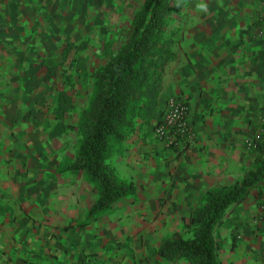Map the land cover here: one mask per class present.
Returning <instances> with one entry per match:
<instances>
[{
    "label": "crops",
    "instance_id": "obj_1",
    "mask_svg": "<svg viewBox=\"0 0 264 264\" xmlns=\"http://www.w3.org/2000/svg\"><path fill=\"white\" fill-rule=\"evenodd\" d=\"M205 1H193L176 24L174 57L161 79L162 108L149 116L154 129L168 98L184 99L190 142L167 149L132 136L122 150L115 147V167L129 174L136 194L126 191L95 214H89L99 196L94 186L84 181V196L58 198L49 175L54 167L46 181L20 183L28 189L23 197L0 202V264H172L156 244L187 223L207 190L231 185L254 167L244 141L259 131L264 109V40L255 37L246 1ZM21 152L31 156L35 149ZM260 189H250L230 227H219L225 238L220 264H264ZM137 230L143 237L131 240Z\"/></svg>",
    "mask_w": 264,
    "mask_h": 264
},
{
    "label": "rangeland",
    "instance_id": "obj_2",
    "mask_svg": "<svg viewBox=\"0 0 264 264\" xmlns=\"http://www.w3.org/2000/svg\"><path fill=\"white\" fill-rule=\"evenodd\" d=\"M170 1L175 10V21L169 30L177 33L179 29L176 24L184 18L187 6L197 0ZM198 1L201 4L206 2ZM245 1L253 10L255 37L264 40V0H243ZM143 2L144 0H0L1 203H8L13 197L21 198L24 191L28 192L20 183L46 181L49 175L51 180L57 181L58 198L64 199L70 192L68 196L71 197L84 196V181L91 183L94 190L99 192L98 183L92 181L85 170L64 171L63 168L76 162L78 158L79 121L92 92L91 74L121 51L129 36L133 18ZM177 37L178 34L164 73L174 57ZM12 70L17 74L14 75ZM2 74L5 77H1ZM63 107H66L65 113L61 115ZM161 108L162 103L156 106L157 110ZM150 122L149 116L136 119L123 139L111 138L106 171L114 182L128 187L129 196L135 195L136 189L130 187L129 174L125 169H116L114 148L120 146L122 150L126 144L124 142L132 136L142 138L152 145L155 140L161 143L154 129H151ZM257 126L259 131L255 129V133L244 141L247 150L254 152L255 160L259 156L256 148L260 142H264L261 135L262 131L264 134V109ZM161 144L167 149L173 148ZM33 149L35 152L31 156L21 152ZM48 150L54 151L55 155L49 156ZM52 167L55 168V176L47 173V169ZM258 183L255 186L259 185L260 192H263L264 180ZM263 204L264 196L259 207ZM236 209L239 214L240 207L237 206ZM258 214L264 218V212L260 209ZM232 217L233 215H229L227 218L231 220ZM140 223L133 222L136 226ZM219 227L224 226H218L214 230L218 256L219 248L223 249L225 242L218 231ZM175 233L184 236L189 234L185 226ZM139 236L138 231L128 237L133 240L139 239ZM164 240H160L154 248H159ZM177 262L190 264L185 259L174 260L172 264Z\"/></svg>",
    "mask_w": 264,
    "mask_h": 264
},
{
    "label": "trees",
    "instance_id": "obj_3",
    "mask_svg": "<svg viewBox=\"0 0 264 264\" xmlns=\"http://www.w3.org/2000/svg\"><path fill=\"white\" fill-rule=\"evenodd\" d=\"M174 13L170 0H144L121 51L91 74L92 92L79 121L78 158L63 168L85 170L98 183L99 196L89 214L106 210L128 189L114 182L106 171L111 138L121 140L136 119L159 114L156 106L163 97L161 79L177 35L169 30L175 21ZM256 151L259 156L254 167L239 181L204 193L202 202L184 225L189 234L174 233L165 239L158 249L161 258L185 259L190 264H220L215 228L230 227L231 220L238 216L236 207L250 189L264 180V142L258 144ZM229 215H233L231 220ZM239 222L235 221L233 227H238Z\"/></svg>",
    "mask_w": 264,
    "mask_h": 264
},
{
    "label": "built area",
    "instance_id": "obj_4",
    "mask_svg": "<svg viewBox=\"0 0 264 264\" xmlns=\"http://www.w3.org/2000/svg\"><path fill=\"white\" fill-rule=\"evenodd\" d=\"M154 132L166 147L177 148L182 141L189 143L194 132L187 102L181 98H168L162 118L155 124ZM249 145L251 146V142ZM260 211L264 212V204Z\"/></svg>",
    "mask_w": 264,
    "mask_h": 264
}]
</instances>
